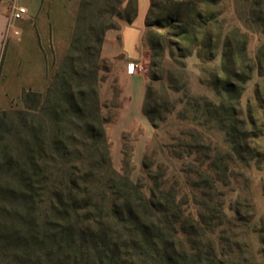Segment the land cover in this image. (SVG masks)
<instances>
[{
	"label": "rangeland",
	"instance_id": "obj_1",
	"mask_svg": "<svg viewBox=\"0 0 264 264\" xmlns=\"http://www.w3.org/2000/svg\"><path fill=\"white\" fill-rule=\"evenodd\" d=\"M251 2L155 0L154 15L160 21L187 16L190 35L181 44L182 56L170 44L177 40L164 23L152 33L145 29L140 55V75L146 79L143 122H134L126 132L117 125V63H99L97 91L109 160L91 170V183L94 189L107 187L114 171L145 190L156 184L174 193L184 218L191 220L186 227L191 235L180 241L164 236L176 254L173 264H195L196 259L201 264H264V75L257 71L264 34L251 15ZM18 4L34 9L29 0ZM12 24L19 34L7 36L0 51V109L6 111L23 109V91L44 94L62 62L52 42L37 44L28 21ZM153 45L159 48L152 50ZM228 83L238 94L230 103L249 132L246 145L233 140V126L223 120L227 115L216 110ZM110 89L115 95L111 100L106 98ZM186 144L195 148L190 156ZM72 160L83 181V167ZM50 191L51 183L40 198L42 218ZM14 208L0 194L1 222L12 217ZM196 253V259L191 257Z\"/></svg>",
	"mask_w": 264,
	"mask_h": 264
},
{
	"label": "trees",
	"instance_id": "obj_2",
	"mask_svg": "<svg viewBox=\"0 0 264 264\" xmlns=\"http://www.w3.org/2000/svg\"><path fill=\"white\" fill-rule=\"evenodd\" d=\"M155 6L150 0L145 29L152 33L164 23L177 40L170 44L184 56L188 17L160 21ZM250 6L264 34V0ZM136 16L137 0H79L69 48L46 92L23 91L22 110L0 111V194L15 206L12 217L0 221V264H173L176 254L164 236L180 241L191 235L186 229L191 220L184 218L174 193L156 184L145 190L114 171L107 187L94 189L91 183V170L109 160L97 91L103 39L108 30H119L118 22L132 24ZM257 71L264 75V47ZM221 94L228 101L221 98L216 110L227 115L223 120L233 126V140L246 145L249 132L230 103L238 94L231 83ZM184 147L187 156L194 152L191 145ZM73 158L83 167V181ZM49 183L51 197L42 218L40 198Z\"/></svg>",
	"mask_w": 264,
	"mask_h": 264
},
{
	"label": "crops",
	"instance_id": "obj_3",
	"mask_svg": "<svg viewBox=\"0 0 264 264\" xmlns=\"http://www.w3.org/2000/svg\"><path fill=\"white\" fill-rule=\"evenodd\" d=\"M29 1L32 8L34 7L32 11L19 4L27 11L21 19L22 22L28 21L30 26L33 27L34 39L37 44L45 45V43L52 42L57 48L60 60L63 59L72 39L79 0ZM149 7L150 0H137V16L133 23L120 22L119 30H108L105 33L101 47V58L117 63L116 85L118 91L116 97L120 102L117 125L121 126V132L129 130L130 126L136 121L143 122L142 105L145 99L146 79L140 74L128 75L126 65L129 62L140 61L143 49L145 17ZM12 22L9 18V4L0 0V51L5 40L13 38L16 31L19 34V30L14 27ZM111 91L108 90L106 97L110 100L115 97L113 90ZM2 110L0 109V111Z\"/></svg>",
	"mask_w": 264,
	"mask_h": 264
},
{
	"label": "built area",
	"instance_id": "obj_4",
	"mask_svg": "<svg viewBox=\"0 0 264 264\" xmlns=\"http://www.w3.org/2000/svg\"><path fill=\"white\" fill-rule=\"evenodd\" d=\"M9 4V18L11 21L21 20L27 13L26 9L18 4V0H3ZM144 71V66L140 61L129 62L126 65L128 75H138Z\"/></svg>",
	"mask_w": 264,
	"mask_h": 264
}]
</instances>
